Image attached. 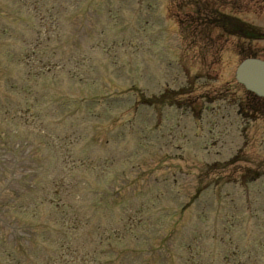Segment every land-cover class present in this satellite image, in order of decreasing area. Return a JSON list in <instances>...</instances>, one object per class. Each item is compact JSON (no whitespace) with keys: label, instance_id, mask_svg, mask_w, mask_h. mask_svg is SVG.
Returning a JSON list of instances; mask_svg holds the SVG:
<instances>
[{"label":"rangeland","instance_id":"obj_1","mask_svg":"<svg viewBox=\"0 0 264 264\" xmlns=\"http://www.w3.org/2000/svg\"><path fill=\"white\" fill-rule=\"evenodd\" d=\"M179 2L0 0V264H264V122L232 39L179 57ZM191 66L205 131L146 100Z\"/></svg>","mask_w":264,"mask_h":264},{"label":"water","instance_id":"obj_2","mask_svg":"<svg viewBox=\"0 0 264 264\" xmlns=\"http://www.w3.org/2000/svg\"><path fill=\"white\" fill-rule=\"evenodd\" d=\"M237 81L247 90L264 96V63L256 60L245 61L240 65L236 75Z\"/></svg>","mask_w":264,"mask_h":264}]
</instances>
